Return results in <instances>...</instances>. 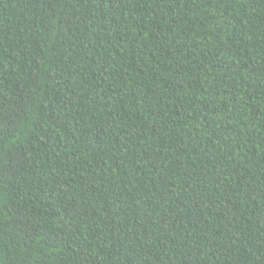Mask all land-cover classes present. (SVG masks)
<instances>
[{
  "label": "trees",
  "instance_id": "1",
  "mask_svg": "<svg viewBox=\"0 0 264 264\" xmlns=\"http://www.w3.org/2000/svg\"><path fill=\"white\" fill-rule=\"evenodd\" d=\"M0 264H264V0H0Z\"/></svg>",
  "mask_w": 264,
  "mask_h": 264
}]
</instances>
